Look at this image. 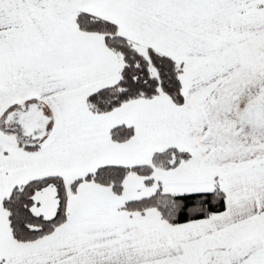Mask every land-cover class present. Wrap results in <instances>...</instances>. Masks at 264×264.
I'll return each instance as SVG.
<instances>
[{
	"label": "snow or ice",
	"instance_id": "snow-or-ice-1",
	"mask_svg": "<svg viewBox=\"0 0 264 264\" xmlns=\"http://www.w3.org/2000/svg\"><path fill=\"white\" fill-rule=\"evenodd\" d=\"M0 264H264V0H0Z\"/></svg>",
	"mask_w": 264,
	"mask_h": 264
}]
</instances>
